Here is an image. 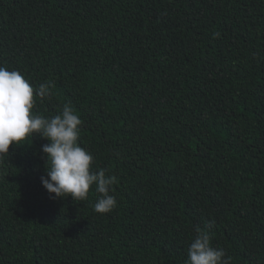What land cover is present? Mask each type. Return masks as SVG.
I'll list each match as a JSON object with an SVG mask.
<instances>
[{"label": "trees", "instance_id": "trees-1", "mask_svg": "<svg viewBox=\"0 0 264 264\" xmlns=\"http://www.w3.org/2000/svg\"><path fill=\"white\" fill-rule=\"evenodd\" d=\"M0 67L53 84L33 114L70 104L118 181L105 215L95 186L52 199L49 141L13 145L0 264H186L212 222L231 264H264V0H0Z\"/></svg>", "mask_w": 264, "mask_h": 264}, {"label": "clouds", "instance_id": "clouds-1", "mask_svg": "<svg viewBox=\"0 0 264 264\" xmlns=\"http://www.w3.org/2000/svg\"><path fill=\"white\" fill-rule=\"evenodd\" d=\"M218 36L216 33L215 37ZM53 87L51 83L42 84L34 90L19 72L0 67V162L9 156L13 145L18 147L39 135L49 141L42 147V152L47 160L46 172L50 179L41 177V180L50 198L70 197L74 203L86 201L95 186L98 200L94 211L108 214L117 206L110 192L118 181L115 176L106 175L104 169L92 171L94 157L78 145L82 120L72 106L65 104L62 113L52 118L33 114L36 97L41 101L50 98V88ZM214 227L212 222L203 230L199 226L195 228L186 264H231V257L225 259L223 249L211 246Z\"/></svg>", "mask_w": 264, "mask_h": 264}]
</instances>
